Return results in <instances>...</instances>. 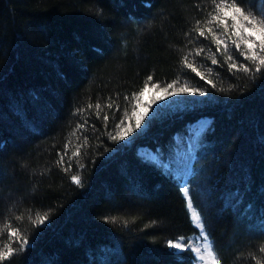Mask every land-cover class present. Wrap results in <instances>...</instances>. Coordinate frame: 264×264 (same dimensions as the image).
<instances>
[{"label": "trees", "instance_id": "trees-1", "mask_svg": "<svg viewBox=\"0 0 264 264\" xmlns=\"http://www.w3.org/2000/svg\"><path fill=\"white\" fill-rule=\"evenodd\" d=\"M243 2L253 14L260 5ZM212 10V0H0V251L18 247L11 230L30 240L11 264H197L194 250L168 247L199 234L189 199L223 264H264V71L196 36ZM149 76L204 94L136 129ZM199 117L210 124L186 196L175 155Z\"/></svg>", "mask_w": 264, "mask_h": 264}, {"label": "snow or ice", "instance_id": "snow-or-ice-1", "mask_svg": "<svg viewBox=\"0 0 264 264\" xmlns=\"http://www.w3.org/2000/svg\"><path fill=\"white\" fill-rule=\"evenodd\" d=\"M212 6L213 10L208 13V18L206 21H204L202 24L201 20L198 19L196 21L197 26L192 29V31L195 32L196 36L203 38L205 41L208 40V37L210 36L211 43L216 45V50L218 52L223 49V52L227 53L230 45L233 46V50L238 55L243 56L244 61L252 63L255 72L260 73L264 71V0H260V5L254 9L255 14H253V11H246V9H250L252 6L251 4H245L243 0H220V2L212 0ZM229 21H231V23H229ZM203 52V48L196 49L195 55L200 56ZM228 60L233 61V56L228 55ZM219 62L220 61L215 58L214 53L211 63L215 65ZM183 63L188 69L196 72V68L193 66V64L188 63L187 56L184 57ZM239 67L240 65L235 62L229 64L230 71L237 70ZM251 70L252 69L247 63L243 65V71L248 72ZM197 75L201 76V78H204L203 73L197 72ZM148 81L151 87H159L158 84L152 83L151 76L148 77ZM176 83H178V81L168 83L165 87L161 88V92L163 94L156 96L148 107H142L139 109V111L136 110V107L133 108L132 114L136 117V129H141L142 127L146 126V122L142 125V121H144L145 117H148L149 119L152 118V114H154L160 107L159 101L166 100L169 96H176L179 94H204V91H202L200 88L189 87L187 84L183 85L182 87L175 88ZM207 83L213 84V81L209 79L207 80ZM149 84H146L144 89L135 96L137 101L139 100V97L143 96L144 92L148 90ZM170 89L174 90L169 91ZM151 105H156V107L153 108ZM112 106V104H108L109 108ZM89 107L91 108L92 106L89 105ZM100 107L101 106L99 104L96 105L97 109H100ZM117 108H119V105H117ZM99 115L100 113L97 112V116ZM104 119L107 120L108 116L105 115ZM81 127H83V125ZM132 131H134V129L129 125L120 133H117V135H114L111 138L113 140H124L125 137H127ZM77 155H79V149L73 153V156ZM63 162L64 157L61 156L59 163ZM68 167L70 168L71 164H69ZM71 179L77 184L81 183V179L77 175H73ZM182 193L187 196L189 189L186 187L183 188ZM187 206H193L190 199L187 201ZM192 217L195 219L196 223L199 224L201 229H205L198 234L201 240L204 242L203 248L200 245H197L194 249L195 253H201L198 257L199 261H204L205 257H207L211 260L212 264H223L222 259H218L219 253L215 251L214 244L209 243V234L205 228V224L202 221V217L195 211L192 213ZM108 219L114 220L115 217H105V221ZM47 220L48 216L45 214L38 217L36 223L44 224L47 222ZM9 235L16 238L15 243H17L18 247L13 248L9 246L7 247V250L0 251V264H4L5 261H7L8 264H11L12 258L17 256L19 252H22L25 247L30 244V240L27 237H18L16 230H11ZM168 246L176 250H193L190 238L184 237L179 238V240L176 242L168 241ZM260 252L264 253V247L260 249ZM195 259L196 258L194 257V260Z\"/></svg>", "mask_w": 264, "mask_h": 264}, {"label": "rangeland", "instance_id": "rangeland-1", "mask_svg": "<svg viewBox=\"0 0 264 264\" xmlns=\"http://www.w3.org/2000/svg\"><path fill=\"white\" fill-rule=\"evenodd\" d=\"M161 88H163L162 86L159 87H148V90L144 92V95L141 96L140 98V107H148L149 104L151 103V101L158 95H162L163 93L161 92ZM169 91H173V89H170ZM190 94H179L176 96H169L167 97L166 100H161L159 101V105L162 107L164 105H169L171 107L173 106H179L181 103H183L184 101L188 100V96ZM151 107L155 108L156 105H151ZM151 111V110H150ZM136 120V117L134 116V121ZM198 125V126H197ZM208 125V119L206 117H200L197 120H195V122L191 123V125L188 128V135L185 138V146L182 147V149L178 150L176 155H175V165H174V170L176 172V175L179 176L180 181L182 182V184L185 183L186 181V177L189 171V166H190V160L192 158V145L195 143L196 141V136L194 138H192V134L193 131H195L197 129V127L200 128V131L202 129H204L205 127H207ZM199 131V132H200ZM198 132V133H199ZM198 135V134H197ZM177 139L179 140V137H177ZM191 144V145H190ZM138 153L143 156V157H151L154 158L156 160H161L158 155L149 147L146 146H140L138 149ZM166 166L169 165V162H164ZM204 184V181H202V185ZM185 188V187H184ZM191 210V214L194 212ZM194 219V218H193ZM195 221V219H194ZM196 226L199 228V232L202 231V229L199 227V224L196 223ZM174 240L173 242L178 241ZM192 242V248L193 250L195 249V247L197 245H200L202 248L204 246V242L201 240V238L199 237V235L195 238V240L191 241ZM169 247V246H168ZM170 248V247H169ZM173 251H180V250H176L173 248H170ZM197 258L199 257V255L201 253H195ZM197 264H212L211 260L208 259L207 257H205L204 261H199V259H197Z\"/></svg>", "mask_w": 264, "mask_h": 264}, {"label": "bare ground", "instance_id": "bare-ground-1", "mask_svg": "<svg viewBox=\"0 0 264 264\" xmlns=\"http://www.w3.org/2000/svg\"><path fill=\"white\" fill-rule=\"evenodd\" d=\"M210 124V121H208V125ZM207 125V126H208ZM198 126V125H197ZM189 128V127H188ZM188 128H187V131H188ZM206 128V127H205ZM204 128V129H205ZM204 129H202L201 131H200V128L199 127H197V129L195 130V131H193V134H192V138H194L197 134H198V132L199 133H201ZM185 138H186V135L184 136V140H183V142H184V145L182 146V147H184L186 144H185ZM175 139L176 140H178L177 139V136L175 137ZM195 144V143H194ZM194 144L192 145V155H193V149H194ZM191 145V144H190ZM182 147H180L178 150H180V149H182ZM167 160H164L163 162H166ZM168 162V161H167Z\"/></svg>", "mask_w": 264, "mask_h": 264}]
</instances>
